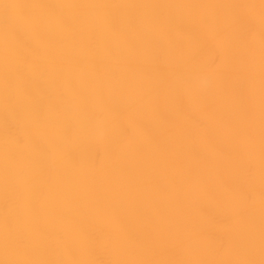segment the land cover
I'll list each match as a JSON object with an SVG mask.
<instances>
[{"label": "bare ground", "instance_id": "6f19581e", "mask_svg": "<svg viewBox=\"0 0 264 264\" xmlns=\"http://www.w3.org/2000/svg\"><path fill=\"white\" fill-rule=\"evenodd\" d=\"M0 264H264V0H0Z\"/></svg>", "mask_w": 264, "mask_h": 264}]
</instances>
